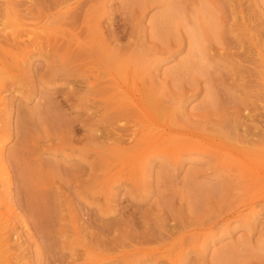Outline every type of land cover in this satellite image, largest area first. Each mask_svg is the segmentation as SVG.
<instances>
[{
	"label": "rangeland",
	"instance_id": "374dc122",
	"mask_svg": "<svg viewBox=\"0 0 264 264\" xmlns=\"http://www.w3.org/2000/svg\"><path fill=\"white\" fill-rule=\"evenodd\" d=\"M76 1L0 0V59L7 68L0 73L8 78L0 85L6 258L12 264H264V178L220 151L225 143L264 153L257 138L264 133V0H173L177 26L166 43L159 29L163 4ZM70 4L75 9L66 13ZM186 27L201 39V74L182 68L191 57ZM114 79L126 87L115 88ZM135 83L145 99L152 96L145 105L158 123L178 122L175 127L198 134L197 144L169 156L170 141L150 148L145 135L134 139L133 126L139 131L148 119L120 91L135 90ZM256 161L264 164L258 157L249 162Z\"/></svg>",
	"mask_w": 264,
	"mask_h": 264
},
{
	"label": "bare ground",
	"instance_id": "6f19581e",
	"mask_svg": "<svg viewBox=\"0 0 264 264\" xmlns=\"http://www.w3.org/2000/svg\"><path fill=\"white\" fill-rule=\"evenodd\" d=\"M9 1L11 2V0H6V2L7 3H9ZM31 1V0H30ZM38 1L39 0H37V3H38ZM49 1V0H48ZM79 0H77L76 2H78ZM173 0H151V3H153V4H163V9H164V13L162 14V17H161V19H159V24L161 25V28H159L160 30H161V33H160V39L161 40H163V42H168V41H165L166 39H163V38H165V37H167L168 35H170V37L172 36L171 34L174 32V30H175V26H177V24H176V22H175V14H176V11H175V8H174V5H173V2H172ZM35 2V1H34ZM47 3V0H44V2L43 3ZM175 2V1H174ZM175 4V3H174ZM149 5H150V3H149ZM65 9H66V13H68V11H70V10H72V9H75V8H73L72 7V5L70 4V5H68L67 7H65ZM70 9V10H69ZM98 9V8H97ZM100 10V9H99ZM106 10V9H105ZM64 11V8H60V10L57 12L58 14H62L63 15V12ZM98 11V10H97ZM16 13V15H18V13L17 12H15ZM66 13H64V14H66ZM214 21V20H213ZM219 23V22H218ZM175 25V26H174ZM86 27V26H85ZM98 27H100V24H98ZM92 28V27H91ZM90 28V29H91ZM181 28V27H180ZM195 29H197L196 27H194ZM85 29H87V28H85ZM158 29V28H157ZM186 29H187V27H186ZM164 30V31H163ZM187 30H189V29H187ZM92 31V30H91ZM197 30H192L191 29V27H190V30L187 32V33H189L188 35H189V38H188V40H185L186 42L188 41V49H189V55H187V57L188 56H191L190 58H189V60H187V61H185V63H184V61H183V63H182V68L184 69V72H186L187 70L186 69H191V68H193L194 69V67H195V73L197 74H201L200 72H199V68L202 66H200V61H204L205 62V60H204V58H203V55H204V52H198V49H197V47L199 48V44H201V43H199L200 41L199 40H201V39H197V37L199 36H197V32H196ZM200 31V30H199ZM86 32V31H85ZM90 32V31H89ZM86 34H89V33H87L86 32ZM178 34V33H177ZM80 35V34H79ZM86 36V35H85ZM170 37L168 38V39H170ZM175 36H173L171 39H173ZM186 37V36H185ZM201 37V36H200ZM15 38L17 39L18 38V35H15ZM19 38H20V35H19ZM86 38H87V36H86ZM220 38V37H219ZM82 39H84V37L82 38ZM82 39H80V37H79V41H81ZM96 39H97V36H96ZM179 39V38H178ZM178 39L176 40L177 42H179L178 44H179V46L181 45L180 43H184V40L181 38V40H179L178 41ZM84 40H86V39H84ZM89 40V39H88ZM155 40H158V39H155ZM204 40V39H203ZM93 41V36H92V40L90 39L88 42V44H90L91 42ZM97 41H98V46H100V47H103L104 48V52H105V54H106V56L108 57V56H110V54H109V51L111 50L110 49V47L109 46H107V44H106V38L105 37H102V35H100V37L97 39ZM170 41V40H169ZM173 41H174V39H173ZM217 41H220L221 42V40H217ZM216 41V42H217ZM24 42V41H23ZM22 42V43H23ZM162 42V41H161ZM162 42V44L163 45H165V43H163ZM25 43V42H24ZM170 43V42H169ZM168 43V44H169ZM224 43V42H223ZM15 44H17L16 42H15ZM34 44V43H33ZM167 44V45H168ZM171 44V43H170ZM169 44V45H170ZM176 44V43H175ZM186 44V43H185ZM220 44V45H219ZM218 45H219V47L220 46H222V43H219ZM21 45V44H20ZM151 45V44H150ZM166 45V47H168ZM224 45V44H223ZM227 45V44H226ZM19 47V46H18ZM143 47H144V45H143ZM171 47V46H170ZM217 47V46H216ZM223 47V46H222ZM226 47V46H225ZM156 48H158L157 46H156ZM159 49H161V48H159ZM164 49H165V46H164ZM168 49V48H167ZM169 49H171V48H169ZM168 49V50H169ZM193 49H196L197 50V52H196V50L194 51ZM3 51H6L4 48L2 49ZM166 50V49H165ZM139 51V50H138ZM160 51H163V50H160ZM166 52H169V51H166ZM194 52H196L197 53V55H195L194 54ZM141 53V52H140ZM144 53V52H143ZM27 54V53H26ZM161 54V53H160ZM188 54V53H187ZM199 55H200V57H199ZM18 57H19V55H17ZM17 56H16V58H17ZM161 56H162V54H161ZM22 57H24V55L22 56ZM156 57V56H155ZM107 60H109V57L107 58ZM193 60V61H192ZM195 60V61H194ZM104 61V60H103ZM3 61L0 59V72H1V70H7V68H6V66L2 63ZM158 64V63H157ZM202 64V63H201ZM200 66V67H199ZM132 68V66H129V69H130V71H131V68ZM152 67H154V66H152ZM203 67V66H202ZM149 68H150V66H149ZM154 68H156V67H154ZM181 68V71L183 72V69ZM134 69V68H133ZM147 69V68H146ZM192 69V70H193ZM196 69H197V71L198 72H196ZM203 69V68H202ZM129 71V70H128ZM149 72H150V70H148ZM183 72V74H186V73H184ZM191 72H193L194 73V71H191L190 70V73ZM203 72V71H202ZM234 72V71H233ZM111 73V72H110ZM109 73V71H108V74H110ZM127 73H129V72H127ZM189 73V72H188ZM205 73V72H204ZM107 74V75H108ZM126 75H128V74H126ZM125 75V76H126ZM130 75V74H129ZM128 75V76H129ZM193 75V74H192ZM191 75V76H192ZM205 74H203V76H204ZM109 77H112V80H113V78H114V76H113V74H110V75H108ZM132 76H134V73L132 74ZM131 76V77H132ZM137 76V75H136ZM185 76H188L189 77V74H186ZM196 76H198V75H196ZM229 77V76H228ZM130 78V77H129ZM132 78H134V77H132ZM224 78V77H223ZM124 80L125 79H128V77L127 78H123ZM188 79H190V78H188ZM8 80V78H6V76H5V74L3 75V73H0V85L2 86V85H4V83H5V81H7ZM115 80V79H114ZM129 80H132V79H129ZM119 82V81H118ZM116 83H117V79L115 80V88H116ZM131 83V82H130ZM210 83V82H209ZM235 83V82H234ZM243 83V82H242ZM118 84V87H117V89H124L126 86H122V87H124V88H122V87H120V83H117ZM122 84V83H121ZM137 83H135V85H136ZM236 84V83H235ZM123 85H125V83H123ZM209 85V84H208ZM132 86V85H131ZM140 86V85H139ZM139 86H135V90H129V89H125V94H124V92H121L120 91V93H122L123 95L122 96H124V98H125V96H126V100H124V99H122V100H124L125 102H127V104H128V106L130 105V103L131 104H133L135 107H133L132 106V108H134L135 110L136 109H138L139 110V113H140V111L142 112V114H144L145 115V117L148 119V121H147V125H146V123H142V125H141V128L140 129H138L139 131H137L136 130V126L134 125H132L133 126V128L130 126V128H132L133 130H132V132H130V134L131 135H133L134 136V139L135 138H137V136H139V137H143L144 135H145V138H146V140H147V142L148 143H150V144H147V147L149 146V145H158V144H160V143H164V142H172V146H170L169 147V149L167 150V154H169V156H171V153H172V155H173V153L175 152V150H180L179 148H181V151H183L184 149H187V148H185V146L186 145H191V143L192 144H197V142L196 141H193V138L195 137V138H197L198 136V134H194V133H192V132H189L188 130H185V129H180V125L178 126V127H175V126H177L178 124V122L176 123V122H171V121H169L170 123H168L167 121H165V123H162L163 125H161L160 123H158L159 122V118L158 117H156V115H154L152 112V110L149 108V107H151V106H149V107H147L146 105H145V102L147 101V97H148V100L149 99H151L152 98V96H147L146 97V99H145V96L146 95H148V94H144L145 96L143 97V94H142V91L143 90H141V88L139 87ZM189 86H190V84H189ZM236 86V85H235ZM130 87V85L127 87V88H129ZM137 87V88H136ZM199 87V86H198ZM206 87H207V85H206ZM131 88V87H130ZM132 89V88H131ZM194 90V89H193ZM197 90V89H196ZM212 90H213V88H212ZM195 91V90H194ZM205 91H206V88H205ZM116 93L117 92H119V91H115ZM193 92V91H192ZM208 91H206V93H207ZM209 92H211V91H209ZM135 94H138L139 96V98H136V95ZM149 94H151V93H149ZM210 94V93H209ZM118 95H119V93H118ZM117 94H116V96H118ZM214 95V94H213ZM212 95V96H213ZM217 95V94H216ZM128 96L130 97V98H128ZM133 96V97H132ZM120 97V96H119ZM208 97H209V95H208ZM216 97V96H215ZM214 97V98H215ZM118 99H121V98H118ZM127 99H129V100H127ZM207 99V98H206ZM209 99V98H208ZM122 100H119V101H122ZM210 100H213V99H210ZM245 100V99H244ZM207 101V100H206ZM248 101V100H247ZM218 103V102H217ZM216 103V104H217ZM244 103V102H243ZM124 104H126V103H124ZM232 104V103H231ZM241 104V103H240ZM251 104V103H250ZM206 105V104H205ZM213 105H214V103H213ZM127 106V105H126ZM207 106V105H206ZM245 106V105H244ZM174 107V106H173ZM208 107V106H207ZM211 107V106H210ZM215 107H217L216 105H214V107L212 108V109H214ZM218 107H219V105H218ZM216 108V109H220V107H221V105H220V107L219 108ZM223 107V106H222ZM131 108V107H130ZM128 109V108H127ZM232 109V108H231ZM129 111H132V110H129ZM241 111V110H240ZM238 112V111H237ZM133 113H136V111H134ZM224 113V112H223ZM236 112H234V114H235ZM239 113H241V112H239ZM123 115H124V113H123ZM224 115V114H223ZM125 116V115H124ZM173 116V115H172ZM232 116V115H231ZM236 116V115H235ZM234 115H233V117H235ZM237 116H238V113H237ZM123 117V116H122ZM131 117V116H130ZM129 117V118H130ZM136 117V119H138V117H139V114H138V117L137 116H135ZM175 117V116H174ZM120 118H121V116H120ZM124 118V117H123ZM127 119V121L129 120L130 122H131V120L130 119ZM132 119H135V118H132ZM175 119H176V117H175ZM173 120V121H176V120ZM235 119H237V117L235 118ZM126 120V119H125ZM216 120V119H215ZM222 120H224L223 118H222ZM133 121V120H132ZM144 121H145V119H144ZM129 122V123H130ZM135 122V121H134ZM137 122V121H136ZM146 122V121H145ZM161 122V121H160ZM208 122V121H207ZM206 122V123H207ZM24 123V122H23ZM23 123H22V126H23ZM172 123V124H171ZM173 123H175V125L173 124ZM204 123V122H203ZM205 123V124H206ZM219 122H217V125L219 126V124H218ZM28 124V123H27ZM135 124H139V121H138V123H135ZM153 124V125H152ZM226 125V123H223V125ZM140 125V124H139ZM196 125H198V128H202V127H204L203 125H199V124H196ZM232 125V124H231ZM124 126V125H123ZM153 126H154V128H153ZM172 126V127H171ZM174 126V127H173ZM221 126V125H220ZM138 127V126H137ZM27 126H26V130H27ZM116 128H117V126H116ZM119 128V127H118ZM127 128V127H126ZM142 128H144V129H142ZM24 129H25V127H24ZM29 129V128H28ZM31 129H33V128H31ZM30 129V130H31ZM37 129V128H36ZM142 129V130H141ZM237 129V128H236ZM39 130V129H38ZM140 130H141V132H140ZM144 130V131H143ZM204 133L206 132V130L204 129V128H202L201 129ZM125 131V130H124ZM33 132V131H32ZM31 132V133H32ZM34 132H35V130H34ZM37 132H39V131H37ZM138 132H140L139 134L141 135H138ZM264 132V131H263ZM28 134L30 133V132H27ZM35 134V133H34ZM119 134H122V133H119ZM36 135V134H35ZM35 135H34V137H35ZM127 135V134H126ZM119 136H121V135H119ZM129 136V135H128ZM197 136V137H196ZM202 136H203V134H202ZM202 136H200V137H202ZM249 136V135H248ZM248 136L246 137L247 139H248ZM255 136V135H254ZM32 137V136H31ZM122 137V136H121ZM131 137V136H130ZM256 137V136H255ZM144 137H143V139H145ZM191 138H192V140H191ZM205 138H208V136H206L205 135ZM260 141H262L263 140V142H264V133H263V135H260L259 137H257ZM31 139V138H30ZM122 140H123V138H121ZM120 139V140H121ZM131 139V138H130ZM191 140V141H190ZM208 140H205V142H207ZM119 142V141H118ZM196 142V143H195ZM262 142V143H263ZM133 143V142H132ZM120 144H121V141H120ZM131 144V143H130ZM223 145H221V150L220 151H222L223 153H221L222 155L223 154H230V155H236V156H238L239 158H240V160L242 161V163L244 164V166L245 167H247L248 168V170L250 171L251 170V172L252 173H257L256 175L258 176V177H262V178H264V164L262 165V163H261V165H259L260 163V161L258 162V161H256V163H250L249 161H251L253 158H256V157H258L259 159L261 158V160H263V162H264V153H262L261 152V148H257V147H254V146H244V147H241L242 149H240V147L238 148V146L236 147V148H230L228 145H226L225 143H222ZM225 144V145H224ZM246 144V143H245ZM177 145H179V146H181V147H176ZM188 145V146H189ZM193 145V146H194ZM244 145V144H243ZM129 146V145H128ZM152 146V147H153ZM174 146V147H173ZM150 147V146H149ZM183 147V148H182ZM212 147H215L214 145L212 146ZM151 148V147H150ZM192 148V147H191ZM198 148V147H197ZM196 148V149H197ZM183 149V150H182ZM218 150H219V148H217ZM263 150V149H262ZM176 151V152H177ZM186 151V150H185ZM217 151V150H216ZM215 151V152H216ZM175 152V153H176ZM180 152V151H179ZM179 152H177V154L176 155H178L179 154ZM263 152H264V150H263ZM174 153V154H175ZM181 153V152H180ZM217 153H219V151L217 152ZM216 153V154H217ZM219 153V154H220ZM4 154V143L1 141L0 142V174L3 176V177H7L8 176V172H7V170H6V168H4V163H3V155ZM143 154V153H142ZM219 154H217V155H219ZM222 155H220L221 157H222ZM136 156V155H135ZM138 156V155H137ZM141 156V155H140ZM139 156V157H140ZM175 156V155H174ZM219 156V157H220ZM229 156V155H228ZM227 156V157H228ZM176 157V156H175ZM218 157V156H217ZM226 157V156H225ZM226 157V158H227ZM238 157H237V159H238ZM222 158H224V155H223V157ZM235 158V157H234ZM225 159V158H224ZM230 160V159H229ZM258 162V163H257ZM240 163V162H239ZM243 164H241V165H243ZM255 164H257V165H255ZM6 166V165H5ZM243 166V167H244ZM261 171V172H260ZM244 172H246V174H247V171H244ZM244 175V174H243ZM247 175H249V174H247ZM255 175V176H256ZM256 176V177H257ZM47 177V176H46ZM62 177V176H61ZM48 178V180H49V177H47ZM254 178V177H253ZM262 178H261V180H262ZM8 179V178H7ZM7 179H5V180H7ZM55 179V178H54ZM45 180V179H44ZM264 180V179H263ZM52 181V180H51ZM68 181V180H67ZM259 181H260V179H259ZM7 182V181H6ZM12 181H10V179H8V183H11ZM31 182V181H30ZM58 182V181H57ZM65 182V181H64ZM54 184H56L57 185V183H54ZM8 186H9V184H7ZM49 185V184H48ZM123 185V184H122ZM121 185V186H122ZM124 186V185H123ZM49 187V186H48ZM48 187H47V189H48ZM12 188V187H11ZM50 189H48V191H47V193H49L50 191H49ZM29 195V198H30V200H31V202L32 201H35L36 202V197H34V194L32 193L31 194V192H30V194H28ZM27 201H29V200H27ZM30 202V203H31ZM38 204V203H37ZM32 205H33V203H32ZM14 207V206H13ZM9 211H11V208H9V210H8V213H9ZM49 212V211H48ZM41 213V212H40ZM62 213V212H61ZM54 214V213H53ZM47 216V215H46ZM54 216V215H53ZM2 217V218H1ZM49 217V216H48ZM57 217H59V216H57ZM51 218V217H50ZM53 218V217H52ZM63 218V217H62ZM55 218H53V220H54ZM58 219V218H57ZM60 219V218H59ZM52 220V224H54L55 223V221L56 220H54L53 221ZM63 220H64V218H63ZM7 221V220H6ZM63 222V221H62ZM58 223V222H57ZM48 224L49 223H47L46 224V226H48ZM45 226V225H44ZM49 226H51V225H49ZM2 227H6L5 225H4V218H3V214H2V212L0 211V230H1V228ZM43 227V226H42ZM52 227V226H51ZM181 227V226H180ZM48 228V227H47ZM54 228V227H53ZM4 230H6V228H4ZM4 230H3V232H4ZM168 231V230H167ZM174 231V230H173ZM3 232H1V233H3ZM170 232V231H169ZM0 233V234H1ZM44 233V232H43ZM160 233H161V231H160ZM163 233V232H162ZM173 232H171V234H172ZM5 234V233H4ZM3 234V235H4ZM6 234H8V233H6ZM165 234V233H164ZM2 234L0 235V264H2V262H3V264H12V262H11V260H10V258H6V255H5V250H3V251H1L2 250V248H3V243L2 242H4V241H7V242H9L8 240V238H6V237H4V238H1L2 236H3ZM154 236V235H153ZM152 236V237H153ZM170 236V235H169ZM151 237V236H150ZM163 237H165V235H163ZM159 238L161 239L162 237H161V235H159ZM2 239H4V241L2 240ZM6 239V240H5ZM8 239V240H7ZM151 239V238H150ZM149 239V240H150ZM153 239V238H152ZM155 240L154 241H156V240H160V239H158V238H154ZM165 239V238H164ZM164 239H162V240H164ZM161 240V241H162ZM2 241V242H1ZM152 241V240H151ZM143 242H145V241H143ZM138 243V242H137ZM148 243H149V241H148ZM4 244H5V242H4ZM140 244V243H139ZM145 244H146V242H145ZM151 244H152V242H151ZM158 244V243H157ZM6 245V244H5ZM140 245H142V244H140ZM165 246V245H164ZM8 247V246H7ZM149 247V246H148ZM150 248V247H149ZM144 249V248H143ZM148 249V248H147ZM142 250V249H141ZM140 250V251H141ZM145 250V249H144ZM139 251V252H140ZM143 251V250H142ZM148 251V250H147ZM152 251V250H151ZM184 251H185V249H184ZM138 252V251H137ZM144 252V251H143ZM145 252H146V250H145ZM187 252V251H186ZM185 252V253H186ZM122 253V252H121ZM161 253H163V252H161ZM161 253H159V254H161ZM183 253V252H182ZM7 254V253H6ZM142 254H144V253H142ZM155 254H157V253H155ZM167 254V253H166ZM123 255V254H122ZM140 255H141V253H140ZM158 255V254H157ZM180 255H181V253H180ZM179 255V256H180ZM264 255V254H263ZM262 255V256H263ZM155 256V255H154ZM153 256V257H154ZM183 256V255H182ZM156 257V256H155ZM161 257H163V256H161ZM167 257V256H166ZM181 257V256H180ZM256 257H260V256H257L256 255ZM165 258V257H164ZM168 258V257H167ZM170 258V257H169ZM168 258V259H169ZM255 258V257H254ZM156 259V258H155ZM171 259V258H170ZM177 259V258H176ZM178 259H179V257H178ZM177 259V260H178ZM261 259V258H260ZM4 260V261H3ZM122 260V259H121ZM160 260V259H159ZM177 260H176V262H177ZM259 260V259H258ZM115 261V260H114ZM175 261V260H174ZM154 262V261H153ZM159 263V262H158Z\"/></svg>",
	"mask_w": 264,
	"mask_h": 264
}]
</instances>
